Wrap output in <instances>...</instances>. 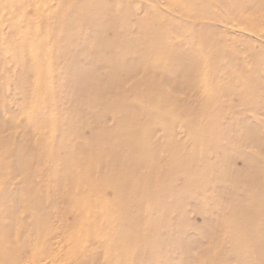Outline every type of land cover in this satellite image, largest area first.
<instances>
[{
  "label": "rangeland",
  "instance_id": "rangeland-1",
  "mask_svg": "<svg viewBox=\"0 0 264 264\" xmlns=\"http://www.w3.org/2000/svg\"><path fill=\"white\" fill-rule=\"evenodd\" d=\"M0 264H264V0H0Z\"/></svg>",
  "mask_w": 264,
  "mask_h": 264
}]
</instances>
